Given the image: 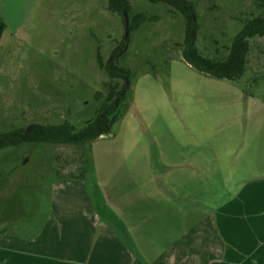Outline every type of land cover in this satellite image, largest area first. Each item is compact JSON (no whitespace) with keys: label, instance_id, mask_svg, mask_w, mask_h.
<instances>
[{"label":"rangeland","instance_id":"374dc122","mask_svg":"<svg viewBox=\"0 0 264 264\" xmlns=\"http://www.w3.org/2000/svg\"><path fill=\"white\" fill-rule=\"evenodd\" d=\"M196 1L197 46L209 57L226 56L241 17L264 6V0ZM131 4L132 16L145 12L152 20L132 32L119 59L133 73L128 108L110 133L89 144L22 142L0 149V237L36 233L50 209L55 170H71L82 155L91 159L87 177L96 185L114 160L133 159L129 147L137 144L210 146L212 172L225 171L228 161L235 168V160L246 169L256 146L262 156L264 36L251 40L241 79L216 78L182 57L180 11L165 2ZM124 36L123 18L109 0H0V130L65 120L82 127L94 118L104 98L97 94H106L109 79L98 53L106 62ZM155 153L148 151L151 158Z\"/></svg>","mask_w":264,"mask_h":264},{"label":"crops","instance_id":"0c3cea01","mask_svg":"<svg viewBox=\"0 0 264 264\" xmlns=\"http://www.w3.org/2000/svg\"><path fill=\"white\" fill-rule=\"evenodd\" d=\"M129 148L133 159L114 160L97 185L56 178L41 228L1 235L0 264H264L259 146L246 169L213 172L210 146Z\"/></svg>","mask_w":264,"mask_h":264},{"label":"trees","instance_id":"16d2710c","mask_svg":"<svg viewBox=\"0 0 264 264\" xmlns=\"http://www.w3.org/2000/svg\"><path fill=\"white\" fill-rule=\"evenodd\" d=\"M132 0H109V9L122 16L126 27L124 12L129 18V33L117 44L111 57L104 62L99 52L100 66L108 73L109 79L103 83L106 94L99 91L98 98L104 97L97 109L96 116L82 126L78 127L69 120L61 123H31L27 127H15L0 130V149L20 144L22 142H49L55 144H89L100 136L110 133L115 122L128 108L127 83L131 82L132 70L119 64V59L127 52L131 34L148 20H152L145 12L131 15ZM152 2H165L180 11L186 19V37L182 45V57L192 67L216 78L229 80L241 79L248 70L251 40L264 36V6L257 14L245 15L240 21L243 24L240 31L233 39L232 45L226 56L212 57L204 55L197 46L200 22L196 0H150ZM156 62V61H155ZM155 62L150 66L155 69ZM158 72L155 69V74ZM81 157V158H80ZM69 171L55 170L58 179L85 178L90 168L91 159L80 156ZM97 196V194H96ZM100 197V195H99ZM101 211H105L104 203L98 198Z\"/></svg>","mask_w":264,"mask_h":264},{"label":"water","instance_id":"95a60500","mask_svg":"<svg viewBox=\"0 0 264 264\" xmlns=\"http://www.w3.org/2000/svg\"><path fill=\"white\" fill-rule=\"evenodd\" d=\"M124 16H125V22H126L125 35L127 37L128 33H129V18H128V14L126 12H124Z\"/></svg>","mask_w":264,"mask_h":264}]
</instances>
